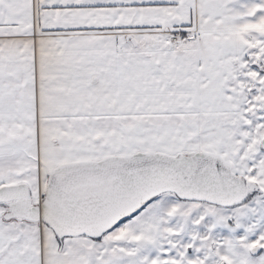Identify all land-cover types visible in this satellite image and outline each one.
<instances>
[{"label":"snow or ice","instance_id":"obj_1","mask_svg":"<svg viewBox=\"0 0 264 264\" xmlns=\"http://www.w3.org/2000/svg\"><path fill=\"white\" fill-rule=\"evenodd\" d=\"M0 264H264V0H0Z\"/></svg>","mask_w":264,"mask_h":264}]
</instances>
